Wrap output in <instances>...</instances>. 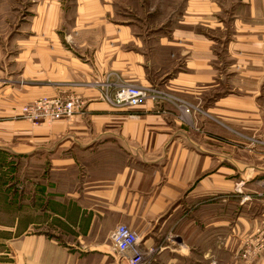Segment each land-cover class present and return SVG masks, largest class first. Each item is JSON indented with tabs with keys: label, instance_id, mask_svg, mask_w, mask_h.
<instances>
[{
	"label": "crops",
	"instance_id": "1",
	"mask_svg": "<svg viewBox=\"0 0 264 264\" xmlns=\"http://www.w3.org/2000/svg\"><path fill=\"white\" fill-rule=\"evenodd\" d=\"M183 1L178 18L118 11L125 0H37L19 28L3 24L0 81L29 84L0 90L4 114L44 97L83 103L69 120L5 126L20 137L5 150L37 163L21 202H0L6 264H129L111 242L121 225L139 234L146 264H243L238 243L255 233L264 240V157L224 149L221 127L201 115L182 120L169 104L131 109L106 100L121 82L161 83L220 121L264 131V0H240L249 10L232 12L229 32L219 0Z\"/></svg>",
	"mask_w": 264,
	"mask_h": 264
},
{
	"label": "rangeland",
	"instance_id": "2",
	"mask_svg": "<svg viewBox=\"0 0 264 264\" xmlns=\"http://www.w3.org/2000/svg\"><path fill=\"white\" fill-rule=\"evenodd\" d=\"M33 1H35L33 3ZM126 6H128L127 9H124L125 5L124 3H119L118 11L128 12V10H132L133 12L140 13L142 10H160L163 14H170L173 12L174 16L178 15V18L183 14L182 10L186 3H184L183 0H145L144 3L141 2V0H125ZM163 1V2H162ZM219 3L221 6H223L222 11V18L221 21L224 23V25L227 26L223 31L229 32L231 29V21L232 16L235 10L244 12L245 10L248 11L249 9L247 7H240V0H219ZM140 5H143L144 7L141 8ZM37 6V0H0V30L5 31V26L3 24L11 22L12 26L16 29L19 28L27 18L29 19L32 14V11L35 10V7ZM121 7V8H120ZM259 11V10H258ZM136 14V13H135ZM177 18V19H178ZM143 21L145 18L143 17ZM165 20V19H164ZM163 21V19H159L158 22L160 23ZM222 50L219 51L220 57L219 61L222 63L220 69L222 71V86L221 90L223 94L229 93L227 90L231 89L230 81H229V66L225 67V65L229 64V51L226 47V42H222ZM238 72L242 71V68H237ZM11 80H8L9 83L6 84V80L0 81V90H4L5 87H10L13 90L21 91L25 87L29 86L28 82L21 76L10 78ZM234 83H231L232 89L234 87ZM237 85V84H236ZM252 85V84H250ZM123 86H137L140 88H152L151 91L152 96H155L158 100L157 104H169L174 106L176 109L180 111L181 119H184V116H193L195 114L201 115V117L207 119V120H214L217 122V124L221 127L222 131V147L224 149H233L237 150L239 153L240 158L246 157L247 154L252 155L253 160L255 162L261 163L262 158L264 157V131L262 130V126H254V128H249L245 124L239 123L238 125L231 124L229 121H225L226 119H223L222 121L214 118L212 114H209L207 111H204L199 104L195 105L191 103L190 101L180 97L177 94L176 90L172 89L169 86L162 85H147L142 86L138 84L133 83H125L121 82L120 85H116L115 88L112 90L113 93L118 91L120 87ZM237 86H241V83H238ZM264 90V89H263ZM259 94H264L262 92V89L260 88L259 84ZM211 93V92H210ZM214 93V92H213ZM212 93V94H213ZM198 94V93H196ZM3 94H0V145H3L0 149V202H4L7 195H9L10 199H14L15 202L19 201L21 202V195L22 190L27 192V187H32V183L29 185L27 184V181L25 179V175H27L28 170H37L36 166L37 163L34 161V164L28 163V161L22 159L17 156H13L11 153L7 152L5 150V145L9 144L11 146L12 144L20 143V137H13L11 134L8 135V131L6 132L5 126L6 124L13 122V121H27L31 122L35 127H38L42 125L43 123L52 124L55 122L50 121H31L28 117L30 115L28 113H24L25 110L34 108V103L38 100H35L34 102H30L26 105H22L19 107V110L17 113L13 115H6L4 114V107L5 104L2 103L4 99H2ZM4 98V97H3ZM44 98H51V97H44ZM51 99H60L63 101L67 100H76L75 98H62V97H54ZM258 103L261 107H264V97H260L257 99ZM81 102V101H80ZM76 116V115H75ZM74 116V117H75ZM67 120V119H66ZM69 120V119H68ZM245 122L242 119H239V122ZM232 136V138L230 137ZM13 140L10 142L9 140ZM33 169H32V168ZM30 168V169H29ZM8 223L5 222V220H0V251H5V231L4 226ZM261 230V229H260ZM255 237L249 239L248 243H238V250L240 251L239 255L241 258V262L244 264L247 261V258L250 262H254V264H264V240L262 239L260 233H255ZM258 235H260V238H258ZM11 257H5V255L0 256V264H6L11 262ZM12 261H14L12 259ZM223 264H231L232 261L229 259V257H225L223 259Z\"/></svg>",
	"mask_w": 264,
	"mask_h": 264
},
{
	"label": "built area",
	"instance_id": "3",
	"mask_svg": "<svg viewBox=\"0 0 264 264\" xmlns=\"http://www.w3.org/2000/svg\"><path fill=\"white\" fill-rule=\"evenodd\" d=\"M152 88H140L137 86H123L114 93L113 96L106 93V100L117 107H127L135 109L140 107L144 102L153 101L157 102L155 96L151 94ZM34 108L26 109L24 113L30 115L29 120L31 121H50L58 122L62 120H68L74 118L75 115L82 112L83 103L79 100H67L63 101L60 99L42 98L34 103ZM123 226V230L129 233L127 239L123 242L126 245L127 250L121 251L120 248L114 243L116 236V230ZM118 226L111 235V242L113 249L121 256H125L129 264H146L149 252L143 250L140 236L137 232L129 228L128 226ZM122 231V229H121ZM138 241V242H137ZM152 253V252H150Z\"/></svg>",
	"mask_w": 264,
	"mask_h": 264
},
{
	"label": "clouds",
	"instance_id": "4",
	"mask_svg": "<svg viewBox=\"0 0 264 264\" xmlns=\"http://www.w3.org/2000/svg\"><path fill=\"white\" fill-rule=\"evenodd\" d=\"M121 229H122V231H121ZM110 235H112V234H110ZM115 236H116V239H115L114 243L116 244V246L118 248H120L121 251H126L127 248H126V245L124 244L123 241L128 238L129 233L127 231L123 230V226H121L120 229L116 230Z\"/></svg>",
	"mask_w": 264,
	"mask_h": 264
}]
</instances>
